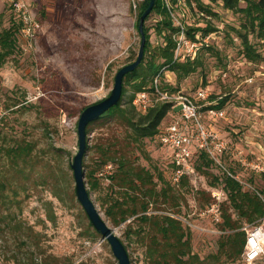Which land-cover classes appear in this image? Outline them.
Returning <instances> with one entry per match:
<instances>
[{
	"label": "rangeland",
	"instance_id": "rangeland-1",
	"mask_svg": "<svg viewBox=\"0 0 264 264\" xmlns=\"http://www.w3.org/2000/svg\"><path fill=\"white\" fill-rule=\"evenodd\" d=\"M25 1L29 2L40 27L32 40L17 31L15 47L0 65V141L31 143V159L23 175L7 168L4 156L0 163L16 189L9 208L22 221L21 226L31 232L33 243L24 244L26 233L22 231H1L0 264H32L30 260H40L42 255L58 258L55 264L64 261L118 264L109 242L95 231L76 199L70 163L77 151L76 125L80 111L108 95L118 68L137 55L140 33L135 22L141 0ZM240 4L244 5V0ZM211 8L215 13L203 17L183 0L173 4L175 25H204L206 19L216 29L206 34V40H203L206 35L197 32L196 48H191L192 39L181 30L174 32V56L183 60L199 55L200 62L181 78L170 69H163L161 76H155L154 84L158 88L166 86L159 89L171 95L177 91L194 94L203 88L207 97L199 100L201 103L223 98L220 105L223 114L204 115V121L216 130L218 144L222 145L218 151L214 150L216 159L209 156L212 159L209 164L205 159H197L195 151L194 171L174 185L176 197L150 203L145 212L168 213L181 221L190 233L191 254L197 256L193 264H244L240 257H225L222 251L220 241L229 232L220 227L222 211L225 209L237 218L240 228L264 223V216L249 220L239 215L229 203L223 185L225 175L230 173L243 189L264 188V64L247 60L242 52L233 29L239 27L241 13L223 8L218 2H212ZM159 18L160 14L152 10L144 21L149 35L145 61L162 60L155 56L158 46L163 44L162 36L155 30ZM13 20L17 19L10 7L0 0V29L11 25ZM249 38L264 52V38L252 33ZM178 41H181L179 49ZM131 81L125 84L121 101L125 107L132 94ZM157 100L166 99L157 97L154 102ZM176 116L177 106H171L159 130ZM127 129L118 115L89 125V145L83 156L84 178L91 199L122 240L131 264H154L148 257L147 233L138 227L137 217L130 216L115 225L104 211V200L111 189L108 174L116 166L113 162L99 165L98 143L106 136L119 138L134 164L148 167L154 174L160 169L165 178L169 177L170 149L158 141L157 135L146 136L132 147L126 146L122 138ZM93 169L99 181L96 188L89 186L86 176ZM156 181L159 188L162 182ZM34 250L41 252L33 254ZM156 264L164 262L159 260Z\"/></svg>",
	"mask_w": 264,
	"mask_h": 264
},
{
	"label": "trees",
	"instance_id": "trees-1",
	"mask_svg": "<svg viewBox=\"0 0 264 264\" xmlns=\"http://www.w3.org/2000/svg\"><path fill=\"white\" fill-rule=\"evenodd\" d=\"M154 0L151 11L160 14V18L155 23L156 32L162 36L163 44L158 46L156 57L161 61L150 58L145 61V52L149 46L147 26L143 23L145 33V44L143 56L139 64L130 72L126 73L123 78L121 97L117 104L112 105L99 118L88 122L86 134L89 125L97 121H106L114 115L122 118L128 127L122 141L126 146L132 147L139 144L146 136H155L159 131V125L162 118L166 115L171 107L170 101L157 100L141 111L134 103L133 96L135 92L141 89L149 91L155 90L154 78L156 75L161 76L163 69H170L177 78H181L193 71L200 62L199 55L192 59L187 56L183 60L174 56L176 39L173 37L174 32L183 28L185 35L193 40L198 39L197 32L200 35H206L216 28L211 21L205 19L204 25L188 24L187 26L175 25L172 20V7L178 0ZM242 0H183L184 4L190 9H197L199 13L214 14L211 8L212 2H218L223 8L232 11H238L242 15L239 27H233L235 34L240 39L242 52L250 61H261L264 64V52L257 49V46L250 40L249 34L257 36L259 39L264 38V0H244L245 4L241 5ZM148 0H141L138 5L136 17V28L141 12L147 6ZM12 12V11H11ZM150 13V12H149ZM13 14V13H12ZM149 14L145 16V19ZM13 17L15 18L14 14ZM17 19V18H16ZM144 19V21H145ZM20 30V21L13 20L11 25L0 29V65L4 58L10 54L16 41V33ZM138 30V28H137ZM139 32V31H138ZM130 78V79H129ZM131 81L132 94L128 99L129 105L122 106V97L126 91L125 84ZM161 89L166 86L160 85ZM159 89V90H161ZM213 97V96H210ZM223 98L217 101L216 107H220ZM134 110L137 113H134ZM88 137V136H86ZM88 143L86 149L88 148ZM121 140L115 137L106 136L105 139L98 143L99 165L107 163H116L108 177L110 178V192L104 202V211L112 224H119L130 216L137 217L138 227L145 231V236L149 239L148 257L152 263H158L162 260L164 264H193L196 255L191 254L190 233L182 226L181 221L171 214H148L145 211L150 203L165 202L173 200L175 183H170V174L172 171L171 161L169 162L168 175L165 178L160 169L155 174L148 168L140 164H134L131 157L126 153L125 148L121 145ZM120 146V147H119ZM124 148V149H123ZM32 144L29 142H13L4 144L0 141V158L4 156L7 160L5 165L8 169L13 170L19 175H23L26 164L31 159L30 152ZM204 160L209 164L212 159L204 150H197V159ZM0 232L1 231H22L24 235V244L32 246L31 232L23 228L22 221L17 218L16 213L9 208L16 189L12 186L11 178L5 175L6 169L4 164L0 163ZM196 168H200L196 162ZM93 170L86 173L87 182L90 187L96 188L99 181L94 175ZM156 177V179H155ZM186 179L183 175L180 184ZM162 182L159 188H156L157 181ZM223 189L232 208L239 214L245 215L247 219L253 220L264 216V188L260 189H243L240 181L232 174L228 173L224 177ZM89 192V190H88ZM174 204V201H173ZM220 227L228 230L221 239V247L225 257H240L245 239V232L240 228L237 218H233L230 212L225 209L221 214ZM25 229V230H24ZM96 231V230H95ZM138 231V230H137ZM142 234L141 237H143ZM37 247V244L34 245ZM37 249V248H36ZM30 251V250H28ZM35 251V250H34ZM32 251L33 254H39ZM31 253V252H30ZM31 258V257H30ZM32 259V258H31ZM58 258H51L48 255H42L40 260H30L32 264H55ZM62 264H66L65 261Z\"/></svg>",
	"mask_w": 264,
	"mask_h": 264
},
{
	"label": "built area",
	"instance_id": "built-area-1",
	"mask_svg": "<svg viewBox=\"0 0 264 264\" xmlns=\"http://www.w3.org/2000/svg\"><path fill=\"white\" fill-rule=\"evenodd\" d=\"M5 1L15 18L20 21V32L24 38L32 40L40 25L29 2L25 0ZM181 33H184L183 28ZM207 37V35L204 36L203 40H206ZM181 41L177 42V49L180 48ZM197 42L192 39L191 48L198 47ZM153 95H157L159 99L170 101L172 107L177 106V116L159 130L156 135L158 141L170 149L173 167L170 180L172 183L178 184L183 175L188 176L194 171L193 154L198 149L204 150L209 156L216 159L214 150L218 151L222 144H218V134L213 127L204 121V115H208V117L218 116V114H223V110L215 106L217 99L203 103L199 101L207 97V92L203 88H198L194 94L177 91L171 95L167 91L159 90L156 84L154 91L141 89L135 92L133 103L141 111H144L154 103V99H157ZM241 229L245 231L241 260L244 264H256L257 262L264 264V223H253L242 226Z\"/></svg>",
	"mask_w": 264,
	"mask_h": 264
},
{
	"label": "water",
	"instance_id": "water-1",
	"mask_svg": "<svg viewBox=\"0 0 264 264\" xmlns=\"http://www.w3.org/2000/svg\"><path fill=\"white\" fill-rule=\"evenodd\" d=\"M153 4L154 0H148L147 6L141 12L138 19L137 28L140 33V43L135 59L121 65L118 68L114 76L113 85L108 95L84 106L80 111L76 125L77 151L73 155L72 161L70 163L74 178V192L76 199L81 204L90 224L93 226L96 232H98L102 238L106 239L109 242L111 250L114 256L117 258L118 264H131L128 252L120 237L114 233L113 229L101 216L86 187L83 169V156L85 154L87 145L86 126L88 122L99 118L112 105L118 103L121 97L122 83L125 74L132 71L139 64L143 56V49L145 44L143 23L145 16L151 11Z\"/></svg>",
	"mask_w": 264,
	"mask_h": 264
}]
</instances>
